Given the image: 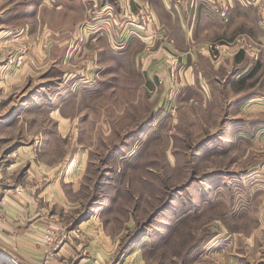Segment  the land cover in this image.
<instances>
[{
	"label": "rangeland",
	"instance_id": "1",
	"mask_svg": "<svg viewBox=\"0 0 264 264\" xmlns=\"http://www.w3.org/2000/svg\"><path fill=\"white\" fill-rule=\"evenodd\" d=\"M163 1L0 0V226L25 228L34 254L0 249V264H264V111L240 106L264 103V44L202 29L210 58L190 77L220 96L179 93L192 50L161 35ZM39 30L73 45L38 58ZM240 52L258 64L237 79Z\"/></svg>",
	"mask_w": 264,
	"mask_h": 264
},
{
	"label": "crops",
	"instance_id": "2",
	"mask_svg": "<svg viewBox=\"0 0 264 264\" xmlns=\"http://www.w3.org/2000/svg\"><path fill=\"white\" fill-rule=\"evenodd\" d=\"M243 1L244 0H183V1L180 0V2L174 5L173 3H169L168 0H164L162 7H161V12H162V16L166 15V21L163 20L162 16L161 17L158 16V12L152 6L155 9L153 12L154 18L159 19L158 21L160 24L161 35L163 36L166 34V38H167L169 34L165 31V29L169 30L171 31L170 36L171 37L173 36L171 38L173 39L172 40L173 44L176 43V46L180 48L181 46L185 45L186 47L190 48V51L192 50L190 52L192 55L191 64H187L186 65L187 67L184 66V69L186 70L185 71V75H186L185 81H183V78H179V81L181 83L179 82L177 83V89H179V93L183 90V88L187 86L189 87L194 86L195 88H198V91L202 93L204 97H206L205 96L206 94H208L209 98H212L213 96L214 97L220 96L217 93V91H215V88H214L215 86L213 84H210V86L212 87L213 85V88H214L213 94L211 95L210 88H209L210 81L207 79V77L203 75H200L198 79L194 78L193 76L192 78L190 77V70L193 69V66H195V68L198 69V66L202 62V60H206L205 58H202V56H205V57L209 56L210 58V54L208 51V42L205 40L198 41V38H197L198 33H200L202 29H208V32L210 35L212 34L214 29H216L215 33H217L218 30H224L226 32H230V34H232L234 30H235L234 33L238 31L247 32L252 37H254V39L259 40L263 42L264 44V24L262 23V19L264 17V0H254V2L251 4H245V2ZM221 4L228 5L229 7L228 21L226 22L224 27H219L218 24L219 23L223 24V23L221 22V17L218 15L215 9L216 7H219ZM60 6H62V4ZM126 9L128 11L129 9L128 6H126ZM218 16L220 17V19L217 20L216 18H218ZM197 22L199 23V25H197ZM201 23L203 25L202 28H200ZM198 29L200 30L197 32ZM44 30H46V28ZM44 32L43 33L41 31L36 32L32 36L34 49H32L30 53L31 54L34 53V55L37 56L38 58H40V54L47 55L48 58L49 57L51 58L54 53L63 52L64 54L69 50V47H68L69 42L71 43L70 45H73L72 38L65 36L66 34H61L58 30L55 32L50 31L49 36L45 35ZM86 37H87L86 39L89 41L93 39L94 40L93 42L99 43L97 42V39L100 38L101 36L88 37L87 35ZM163 41L164 43L162 44L166 45L168 50L170 48L169 46L171 45L173 46V44L170 42H167L166 39ZM131 44L132 42L129 44L128 43L126 44L127 49H124V52L131 51L129 50L130 47L132 46ZM252 50H255L253 53H251V58H253L254 60H257L260 57L261 52L264 55L263 47L260 49L259 47H257L256 49L254 48ZM172 51H175L177 53L176 48L171 49V53ZM243 58H244L243 52H240V54L237 55L236 58H234L233 64L239 65L241 68L240 71L237 74H235L237 79L238 77H241L243 75V73L248 67L254 64H256L257 66L258 64L257 61H248L245 63ZM183 60L184 59H181L180 61H183ZM232 60L233 59L231 58V62ZM177 61L178 62H176V64L179 63V57ZM156 63H158V61H155L152 63L147 60L146 63L144 64V67L147 68V66H150L149 69H151L153 67L152 65ZM212 63L214 62L212 61ZM27 64L37 65L35 63H30L29 60H27L22 70L25 71L26 69H28L30 65H27ZM214 64L219 65V61ZM159 67L163 69L162 65H160ZM214 69H217V67L215 66ZM255 71L256 69L252 71L251 75H253ZM147 80L149 84L154 83V80L151 77L150 73H148ZM215 83H219V81H215ZM164 86L166 87V89L170 88V83L167 79L164 80ZM193 91H195V93L198 92L196 90H193ZM259 99H260L259 96L253 97L251 100H249V98H246L244 101H241L240 106L242 108H246L249 106L250 103L256 102L255 110L259 112L261 111L262 113L264 111L263 110L264 103L263 101L257 102V100ZM253 176L257 180L264 181V170L263 172L261 170H257V172ZM19 203L22 204V201ZM18 208H19V205L18 203H16V206H13L9 209L10 211L9 215H11L13 218L14 216H17ZM8 227L0 226V230L3 229L8 233L9 232L13 233L12 235L8 234V236L11 237L12 240H6V244L2 243L3 246L1 245L0 249H2L4 252H10V253L14 252V253L22 254V255H24L25 253H28L27 251H31V248H33L32 241L29 238L27 240V236L25 235V228L19 229L17 227L16 229H14L13 227H11V225H9ZM31 227H29V230H31ZM18 231H20V234L18 233ZM30 234L32 235V233ZM14 237H15V240H13ZM2 242H4V240ZM6 250H9V251H6ZM29 256H34L33 252L30 253Z\"/></svg>",
	"mask_w": 264,
	"mask_h": 264
},
{
	"label": "built area",
	"instance_id": "3",
	"mask_svg": "<svg viewBox=\"0 0 264 264\" xmlns=\"http://www.w3.org/2000/svg\"><path fill=\"white\" fill-rule=\"evenodd\" d=\"M247 1H251V0H247ZM218 8H219V10H217V12L219 13L220 17L226 21L228 18V10H229L228 7L225 4H221L220 7H218ZM137 18H138L137 20H139L141 23L149 21L150 15H149L148 10L144 9V10L140 11ZM262 23L264 24V17L262 19ZM218 46L219 45H217L216 43L212 44L210 46L212 48V52L214 53L213 54L214 58H216L220 54V52L217 53V51L215 50V49H218ZM235 46L239 47V50H248V48L251 46V44L245 42V38L243 37V35H239L237 37V45H235ZM169 92H172V90L170 89ZM170 98H172V96H170ZM21 192H22L21 190H18V193H21Z\"/></svg>",
	"mask_w": 264,
	"mask_h": 264
}]
</instances>
